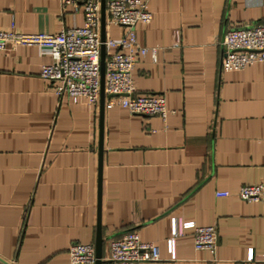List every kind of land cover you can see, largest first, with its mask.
<instances>
[{"label": "crops", "instance_id": "0c3cea01", "mask_svg": "<svg viewBox=\"0 0 264 264\" xmlns=\"http://www.w3.org/2000/svg\"><path fill=\"white\" fill-rule=\"evenodd\" d=\"M145 1L152 20L136 38L156 50L137 55L132 75L137 93L165 96V118L108 106L107 95L103 112L61 97L41 76L49 51L0 50V264H72L73 243L96 244L100 196L103 264L110 240L131 230L161 250L140 264H261L264 201L238 192L264 177V61L224 70L222 60L225 32L262 20L264 0ZM82 23L81 7L60 0H0V30ZM124 32L106 24L108 38ZM173 218L214 226L215 250L197 249L185 228L171 253Z\"/></svg>", "mask_w": 264, "mask_h": 264}, {"label": "built area", "instance_id": "2783aa9c", "mask_svg": "<svg viewBox=\"0 0 264 264\" xmlns=\"http://www.w3.org/2000/svg\"><path fill=\"white\" fill-rule=\"evenodd\" d=\"M62 6L81 7L83 23L63 27L59 32L24 33L0 30V50L9 45H38L52 54L53 61L43 66L41 76L56 83V92L63 97L85 98L96 106L100 102L101 47L105 45V94L108 106L119 104L133 114H168L166 98L160 94L137 93L133 69L137 55L156 48L140 45L136 38L137 23H149L152 12L145 0H106V24L123 26L125 32L119 39L101 38V0H60ZM224 70H238L258 61H264V18L259 22L228 29L223 38ZM218 196H228L229 191H218ZM238 196L246 201H264V177L258 183L244 184ZM172 236L168 250L176 251L177 236L185 228H194L197 249L214 251L216 228L200 226L193 221L173 218ZM108 260L112 264H140L162 259L160 247L143 241L135 230L110 240ZM72 264H95L96 248L93 243L75 242L69 248ZM264 264V256L261 259Z\"/></svg>", "mask_w": 264, "mask_h": 264}, {"label": "water", "instance_id": "95a60500", "mask_svg": "<svg viewBox=\"0 0 264 264\" xmlns=\"http://www.w3.org/2000/svg\"><path fill=\"white\" fill-rule=\"evenodd\" d=\"M106 0H101V38L102 41L106 39V6H105ZM105 57H106V51H105V45L102 44L101 47V89H100V106L101 111L103 112L104 106H105ZM103 114V113H102ZM103 117V115H102ZM102 154H103V144L101 139L100 144V179H101V172H102ZM100 196V194H99ZM99 222H98V237L96 240L95 248H96V263L95 264H103L104 258H103V239L100 233L101 229V196H100V202H99Z\"/></svg>", "mask_w": 264, "mask_h": 264}]
</instances>
